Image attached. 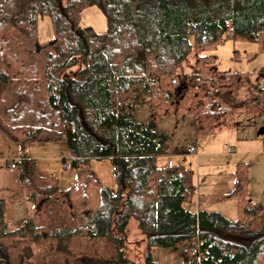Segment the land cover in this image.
<instances>
[{"label":"trees","instance_id":"1","mask_svg":"<svg viewBox=\"0 0 264 264\" xmlns=\"http://www.w3.org/2000/svg\"><path fill=\"white\" fill-rule=\"evenodd\" d=\"M94 5L107 17L101 33L81 24ZM44 15L55 34L41 42ZM263 36L264 0H31L24 8L0 0V134L22 147L14 162L30 205L12 225L0 197V264H138L128 254L131 219L145 235L142 264H160L156 248L184 245L196 250L188 264H264V199L248 198L245 163L232 191L207 195L234 200L237 219L189 209L194 173L159 163L171 137L155 123L158 114L193 113L199 132L213 133L235 126L239 112L264 111V85L220 70L215 52ZM144 102L152 119L139 122ZM61 140L80 168L67 188L26 151ZM101 158L112 162L116 190L89 165Z\"/></svg>","mask_w":264,"mask_h":264},{"label":"rangeland","instance_id":"2","mask_svg":"<svg viewBox=\"0 0 264 264\" xmlns=\"http://www.w3.org/2000/svg\"><path fill=\"white\" fill-rule=\"evenodd\" d=\"M31 0H20L21 7L24 8ZM81 24L92 27L96 32H104L108 28L107 17L104 11L97 5L85 8L81 15ZM54 28L49 15H44L39 19V40L45 42L54 37ZM264 37V36H263ZM257 42L243 40H228L215 50L218 57V68L223 71L241 72L248 76L247 82L250 86L255 84L264 85V39ZM246 86V85H245ZM249 96L248 86L240 91V99ZM152 108L147 102L140 103L135 108V118L139 122H147L152 119ZM156 127L166 131L171 137L170 157L159 160L160 164L170 163L183 164L190 167L194 173V180L197 189L194 192L193 200L187 204L192 210L206 209L208 211H220L231 219L238 218L236 202L234 200H214L203 201L198 207V193L209 191H219L220 180L216 173L228 174L237 168V164L244 162L248 170V198L254 200L264 194V185L259 182L255 187V179H260L259 167L264 166V111H243L235 116V126L231 129H220L213 133H200L196 116L193 113L181 114H158L155 116ZM238 132L239 135L246 136L243 150L247 153H239V143L230 140ZM234 138V137H233ZM225 144V149L223 144ZM190 146L196 151L188 152ZM21 145L14 142L9 137L0 135V184H5L8 188L12 184L11 179L5 177L4 171L12 170L10 165L18 158ZM28 153L37 158V166L40 174L44 176L56 177L62 188L71 186L78 178L80 168H65L59 159V168L50 166L54 163L52 159L58 158L61 153L63 157L71 161L65 140L55 142H34L28 145ZM205 149L206 155L197 157L196 153ZM232 151V153L230 152ZM47 157V158H45ZM50 157V159H48ZM170 158V159H169ZM44 168H41V165ZM91 169L96 173L100 182L112 190H116L117 181L110 158L91 159L89 163ZM15 172V171H14ZM16 173V172H15ZM7 174H9L7 172ZM218 189V190H217ZM255 189L258 192H250ZM251 199V200H252ZM26 203L29 205L28 201ZM12 225L18 222L10 221ZM128 254L137 260L138 264L143 262V251L145 249V235L140 231L138 222L131 219L127 227ZM188 245H184L177 250L168 248H156L153 257L160 264H188L193 258L191 253H185ZM36 253H43L41 246H34Z\"/></svg>","mask_w":264,"mask_h":264},{"label":"crops","instance_id":"3","mask_svg":"<svg viewBox=\"0 0 264 264\" xmlns=\"http://www.w3.org/2000/svg\"><path fill=\"white\" fill-rule=\"evenodd\" d=\"M262 71H264V70H262ZM223 128L231 129V128H227V127H221L218 130L223 129ZM230 140L236 142L237 144L239 143V145H240L239 146V152L237 154H239V153H247V151L243 150V147H244L243 145H244L245 142H241V141L247 140L246 136L239 135L238 132H237L236 134H234V136L230 137ZM225 144L226 143L223 144V148L224 149H225ZM27 150H28V148H26V151ZM20 151H19V155L21 153ZM195 151H196V149L194 147V152L193 153H195ZM188 152H189V150H188ZM230 152L232 153V151H230ZM27 153H28V151H27ZM28 155L30 157H33L29 153H28ZM203 155H206L205 149H203V150L199 151L198 153H196V156L199 157V158L202 157ZM57 157L58 158L54 157L52 159L55 162L54 163H50V166H53V167L58 169L59 165H60L58 160L60 159L61 162L63 163V167H64V159H67V158L63 157V155L61 153H59ZM165 157H167V158L170 157V152L167 155L160 157V159H163ZM45 158H47V157H45ZM35 159L37 160V158H35ZM48 159H50V157ZM37 164H38V162H37ZM41 168H44L43 164L41 165ZM188 168H190V167H188ZM233 168H234V170L232 172L228 173V174L216 173V177L220 180V182L218 184L220 186L219 191H213V192L209 191L207 193H201V192L198 193V207L201 205V203L203 201L205 202L208 199H210L209 197H207L208 194L226 193V192L232 191V189L234 188L235 183H236V169H235V166ZM38 171H39V168H38ZM7 172L9 174H7ZM7 172L4 171L5 177L7 176V179L8 178L11 179L12 180V184H10V186H8V188H5L6 182H5V184H0V197H3L5 199V201H6V216H7V219L9 221L12 220V221H15V222H20V221L24 220L27 217V215H28V212H29L28 204L26 203V199L24 198V195L22 193L21 185H20V181H19V177H18V173H17L16 169L7 170ZM259 172H260V179L259 180L255 179V183H256L255 187H258L259 182L264 185V166L262 168L259 167ZM258 188H261V187H258ZM249 191L250 192H253V191L254 192H258L255 189H249ZM259 196H261V197H258L259 199H264V194L259 195ZM250 199H252V198H250ZM252 200H254V199H252ZM234 208L236 209V207H234Z\"/></svg>","mask_w":264,"mask_h":264},{"label":"built area","instance_id":"4","mask_svg":"<svg viewBox=\"0 0 264 264\" xmlns=\"http://www.w3.org/2000/svg\"><path fill=\"white\" fill-rule=\"evenodd\" d=\"M174 82H176L175 80H174ZM264 142V141H263ZM189 152H194V147L193 146H191V147H189ZM10 167L12 168V169H15L16 168V164H15V162H13L11 165H10ZM64 167L65 168H70L71 167V161L70 160H68V159H64ZM188 192H191V190H187ZM185 253H191V255H195L196 254V250L194 249V248H192V249H190L188 246H187V248L185 249Z\"/></svg>","mask_w":264,"mask_h":264}]
</instances>
